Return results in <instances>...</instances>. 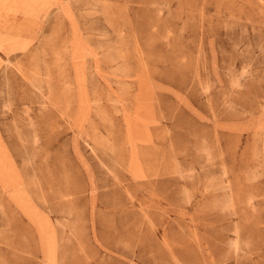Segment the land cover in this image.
<instances>
[{
  "label": "rangeland",
  "instance_id": "374dc122",
  "mask_svg": "<svg viewBox=\"0 0 264 264\" xmlns=\"http://www.w3.org/2000/svg\"><path fill=\"white\" fill-rule=\"evenodd\" d=\"M0 172V264H264V0L0 13Z\"/></svg>",
  "mask_w": 264,
  "mask_h": 264
},
{
  "label": "crops",
  "instance_id": "0c3cea01",
  "mask_svg": "<svg viewBox=\"0 0 264 264\" xmlns=\"http://www.w3.org/2000/svg\"><path fill=\"white\" fill-rule=\"evenodd\" d=\"M59 0H6V6H0V13L21 16L25 19L46 17L52 6L58 8ZM136 165L128 170H140ZM3 176L6 173H1Z\"/></svg>",
  "mask_w": 264,
  "mask_h": 264
}]
</instances>
